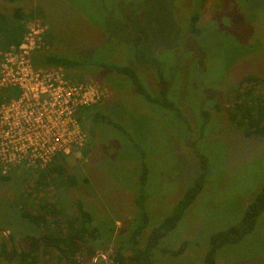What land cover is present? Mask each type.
I'll return each instance as SVG.
<instances>
[{
  "label": "rangeland",
  "instance_id": "obj_1",
  "mask_svg": "<svg viewBox=\"0 0 264 264\" xmlns=\"http://www.w3.org/2000/svg\"><path fill=\"white\" fill-rule=\"evenodd\" d=\"M16 8L24 17L34 12L21 20L25 28L33 20L47 26V54L81 64L66 68L70 77L95 80L107 97L84 114L87 145L65 158L75 185L51 177L38 188L22 172L0 182V243L26 250L24 236L45 230L21 219L20 211L35 214L50 203L64 222L80 200L100 236L82 247L80 261L115 264L110 257L117 251L129 255L141 217L135 198L144 196L143 248L206 168L200 192L152 252L154 264H204L210 238L237 225L264 187V137L245 136L233 119L240 81L264 76V0H0L9 22ZM139 50L157 62L138 61ZM108 66L132 69L150 97L175 110L149 103L135 81ZM7 93L0 89L1 102ZM95 111L107 120L90 122ZM141 157L148 170L143 190ZM55 255L41 253V264H67ZM216 261L264 264V212L251 233L217 250ZM0 264L18 260L0 257Z\"/></svg>",
  "mask_w": 264,
  "mask_h": 264
},
{
  "label": "trees",
  "instance_id": "obj_2",
  "mask_svg": "<svg viewBox=\"0 0 264 264\" xmlns=\"http://www.w3.org/2000/svg\"><path fill=\"white\" fill-rule=\"evenodd\" d=\"M198 2L200 5H204L206 0H198ZM22 13L23 12L20 8H16L12 15V21L10 22L6 15L0 13V52L8 50L11 46H18L22 40L26 28L25 23L24 25L21 24V20H28L33 16L34 12L31 11L26 17H24ZM196 22L197 19L195 17L193 18L192 24L193 32L199 33V30H196L195 28ZM47 51L39 53L33 57L32 63L34 66L44 67L52 65L71 69L77 68L81 65L77 61H71L69 59L47 54ZM136 58L143 64L157 62L153 57L146 56L141 50L137 52ZM108 67L119 74L129 76L135 81L134 84L136 90L143 95L149 103H160L164 107L175 110V106L172 104L165 103L164 100L160 101L158 98L150 97L146 90L140 86L137 76L132 69L127 67ZM233 107V119L243 129L242 132L245 136L264 137V76H245L238 84L236 101ZM98 114L99 113L95 111L90 122L99 120L104 122L107 120V117H102ZM204 116L207 120V114H204ZM141 155L143 154L141 153ZM65 158L66 157L62 156L57 157L45 170L37 172L36 176L29 178L31 180L36 179L34 182L38 188L48 186L51 177H53V179H60L59 182L61 185H75L74 179L66 174ZM141 160L140 185L143 190L147 181L148 170L145 164L143 165V157H141ZM205 170L206 168H204L203 172L194 180L193 184L184 191V194L177 202L174 212L169 217L163 219V221H161V223L150 232L143 248H139L138 244L142 232L147 226V216L144 209V196L142 194L137 196L135 198V205L141 217L133 228V232L127 243L129 255L124 256L117 251L110 257V259L115 264H154L152 252L158 248V244L162 239L176 228L184 211L187 210L194 197L200 192L205 179ZM9 180V176H0V182H7ZM74 204L77 213L67 219L65 218L64 222H60L59 219L55 218L54 213L58 212L56 206L50 203L41 205L39 207L40 212L35 214H32L25 209L20 211L19 216L21 219L27 220L38 228L43 226L45 230L36 236H24V239L28 242L26 250H21L17 247H12L7 250L4 243L1 242L0 257L9 261L16 259L18 260V264H41V253L54 251L56 252L54 259L64 261L67 264H82L79 259L82 247L87 243L89 244L90 242L98 241L100 236L95 228L96 225L93 222V216L83 209L82 202L76 200ZM263 212L264 187L249 204L242 220L237 225H234L225 231L218 232L210 238V247L205 255L204 264H216L217 250L225 245L236 244L247 234L251 233L255 228L257 219ZM49 216H52V218L49 219ZM48 221H50L49 224H47ZM10 238V240L13 241V238ZM183 247L184 245L174 253L182 252ZM123 248L126 249L124 245H121L120 250ZM89 253H93V251H90Z\"/></svg>",
  "mask_w": 264,
  "mask_h": 264
},
{
  "label": "built area",
  "instance_id": "obj_3",
  "mask_svg": "<svg viewBox=\"0 0 264 264\" xmlns=\"http://www.w3.org/2000/svg\"><path fill=\"white\" fill-rule=\"evenodd\" d=\"M47 26L29 22L18 46L0 52V176L16 172L36 176L57 157L87 144L84 114L106 99L91 78L73 79L61 66L36 67L33 56L48 50Z\"/></svg>",
  "mask_w": 264,
  "mask_h": 264
},
{
  "label": "crops",
  "instance_id": "obj_4",
  "mask_svg": "<svg viewBox=\"0 0 264 264\" xmlns=\"http://www.w3.org/2000/svg\"><path fill=\"white\" fill-rule=\"evenodd\" d=\"M48 187V186H47ZM216 264H217V261H216Z\"/></svg>",
  "mask_w": 264,
  "mask_h": 264
}]
</instances>
